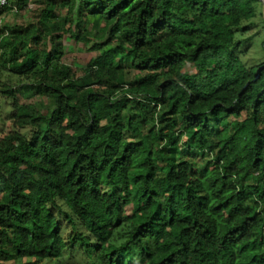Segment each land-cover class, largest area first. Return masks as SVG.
Here are the masks:
<instances>
[{
	"label": "clouds",
	"instance_id": "1",
	"mask_svg": "<svg viewBox=\"0 0 264 264\" xmlns=\"http://www.w3.org/2000/svg\"><path fill=\"white\" fill-rule=\"evenodd\" d=\"M252 250L264 0H0V264Z\"/></svg>",
	"mask_w": 264,
	"mask_h": 264
},
{
	"label": "trees",
	"instance_id": "2",
	"mask_svg": "<svg viewBox=\"0 0 264 264\" xmlns=\"http://www.w3.org/2000/svg\"><path fill=\"white\" fill-rule=\"evenodd\" d=\"M136 175H140V171L137 170ZM252 216H249L248 219H252ZM248 246L246 244H243V242H241V251L243 252L244 249H246ZM245 256L248 257V264H253L254 261H257L259 257L264 256V252H260V251H256V250H252L249 252H245L244 253ZM165 258L161 257L158 261L155 262V264H163V260Z\"/></svg>",
	"mask_w": 264,
	"mask_h": 264
}]
</instances>
